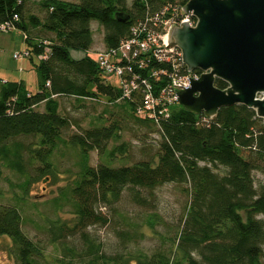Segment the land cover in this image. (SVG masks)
Segmentation results:
<instances>
[{
	"label": "trees",
	"instance_id": "obj_1",
	"mask_svg": "<svg viewBox=\"0 0 264 264\" xmlns=\"http://www.w3.org/2000/svg\"><path fill=\"white\" fill-rule=\"evenodd\" d=\"M188 1L0 0V25L9 22L25 33L30 60L42 78L38 92L26 89L23 81L4 84L0 175L4 162L31 185L53 172L50 158L61 143L80 148L81 172L75 182L61 189L76 214L75 225L56 221L48 228L49 244L61 248L58 264H65V259L71 264L75 259H82V264H264V119L240 104L220 109L210 121L182 106L174 108L170 118H143L136 113L141 96L119 101L123 95L120 85L106 80L91 54L94 22L103 28L106 47L114 49L129 39L134 25L148 13L169 3L185 6ZM47 46L51 48L49 58L39 60ZM72 50L84 54L74 57ZM227 86L225 81H216L222 90ZM62 97L121 106L126 118L160 137H140L148 149L140 162L119 168L104 163L94 167L91 152H106L109 143L121 137L122 123L113 120L102 127L85 128L65 140L64 133L74 124L61 112ZM41 104L44 110L40 111ZM31 138L40 139L39 148L26 145L25 140ZM126 145L116 146L109 155L125 153ZM35 159L41 166L30 175L28 169ZM167 184L181 187L191 197L172 256L163 251L152 256L140 253L127 260L122 255L110 256L87 233L89 227L107 223L100 207L115 206L126 192L139 205L154 207L145 193L153 196ZM17 206L0 204V238L12 240L18 264H46V244L28 236ZM154 219L157 215L147 219L153 231L159 222ZM69 238L79 246L68 242Z\"/></svg>",
	"mask_w": 264,
	"mask_h": 264
},
{
	"label": "rangeland",
	"instance_id": "obj_2",
	"mask_svg": "<svg viewBox=\"0 0 264 264\" xmlns=\"http://www.w3.org/2000/svg\"><path fill=\"white\" fill-rule=\"evenodd\" d=\"M39 2L42 0H32ZM79 2V0H61ZM181 1V0H180ZM94 39L93 50L103 48V28L97 23H93ZM25 42V33L21 29L11 31H0V100L5 88L4 83L24 82V86L33 92L40 90L41 74L36 70L35 64L30 57L17 58V53L23 54L28 47ZM74 57H81L83 51L72 50ZM95 56V53H92ZM35 62H38L35 59ZM110 81L120 85L119 77L112 76ZM61 112L69 116L74 127L64 133V138L83 129L102 127L110 124L113 120H120L122 130L120 138L109 143L108 149L104 153L98 151L91 152L90 164L96 167L104 163L111 167L130 166L146 158L148 149L141 144L140 137H153L159 139L156 133H149V129L140 128L130 118H126L124 108L121 106H109L97 101H78L76 98L62 97L59 99ZM174 105L172 108H179ZM38 110H44L43 104ZM150 134L152 136H150ZM25 140V139H22ZM26 145L39 148L36 143L40 139H27ZM125 143L126 152L120 151L110 156L116 146ZM54 170L52 173L45 174L38 181H33L31 185H26L28 178L18 176L12 168L8 167L3 161L0 175V204L20 206L24 216V230L29 237L34 240L45 242V263L58 264V259L62 257L61 248L58 245L49 244L51 238L48 228L53 222L75 225L76 214L73 208L62 197L61 189L75 182L81 172L80 148L74 147L69 143H61L50 158ZM41 166V162L34 160L32 167L28 169L30 175L35 174V169ZM264 178V176H261ZM154 207L139 205L132 199L129 192L124 193L120 202L115 206L100 207V212L107 223L93 225L89 227L88 234L98 244L103 245V251L110 256L122 255L125 260L134 259L137 254H147L152 256L157 251H163L173 255L176 251L179 226L181 218L186 214V206L190 203L191 197L184 193L181 187L175 184H167L155 190L153 196L147 194ZM57 199H59L57 201ZM17 206V207H18ZM157 215L159 221L155 231L150 228L147 219L149 216ZM127 233V235L123 234ZM68 242L78 245V241L69 238ZM67 242V243H68ZM81 245V241H80ZM79 246V245H78ZM13 242L8 237L0 238V264H18L13 254ZM65 264L70 259H65ZM82 259L71 260L72 264H80ZM134 261V260H133ZM61 264V263H60ZM71 264V263H69ZM82 264V263H81Z\"/></svg>",
	"mask_w": 264,
	"mask_h": 264
},
{
	"label": "water",
	"instance_id": "obj_3",
	"mask_svg": "<svg viewBox=\"0 0 264 264\" xmlns=\"http://www.w3.org/2000/svg\"><path fill=\"white\" fill-rule=\"evenodd\" d=\"M184 12L197 26H174L168 47L182 50L189 70L207 73L177 93L180 106L213 119L240 104L264 119V0H189ZM217 80L228 87H216Z\"/></svg>",
	"mask_w": 264,
	"mask_h": 264
},
{
	"label": "built area",
	"instance_id": "obj_4",
	"mask_svg": "<svg viewBox=\"0 0 264 264\" xmlns=\"http://www.w3.org/2000/svg\"><path fill=\"white\" fill-rule=\"evenodd\" d=\"M184 7L180 3H169L155 13H148L145 20L134 25L129 39L114 49L106 46L92 48L91 54L95 53L106 80L110 81L115 75L119 77L123 92L119 101L137 94L141 96L136 113L143 118L155 121L170 118L172 107L180 106L177 93L191 87V78L200 79L201 74L207 73L189 70L182 50L168 47L174 26L182 27V23L188 21L192 27L197 26V19L192 14H185ZM15 28L9 22L0 25L1 32ZM50 53V46L45 47L39 60H47ZM25 57H31L28 48L23 54L15 55V59ZM47 85L50 86V82ZM258 97L263 99L264 94ZM204 119L212 120L207 116Z\"/></svg>",
	"mask_w": 264,
	"mask_h": 264
},
{
	"label": "crops",
	"instance_id": "obj_5",
	"mask_svg": "<svg viewBox=\"0 0 264 264\" xmlns=\"http://www.w3.org/2000/svg\"><path fill=\"white\" fill-rule=\"evenodd\" d=\"M83 55V54H82ZM23 84H24V82H23ZM27 89V88H26Z\"/></svg>",
	"mask_w": 264,
	"mask_h": 264
}]
</instances>
